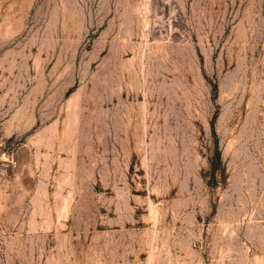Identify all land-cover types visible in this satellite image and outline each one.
I'll list each match as a JSON object with an SVG mask.
<instances>
[{"label": "rangeland", "instance_id": "1", "mask_svg": "<svg viewBox=\"0 0 264 264\" xmlns=\"http://www.w3.org/2000/svg\"><path fill=\"white\" fill-rule=\"evenodd\" d=\"M0 264H264V0H0Z\"/></svg>", "mask_w": 264, "mask_h": 264}]
</instances>
